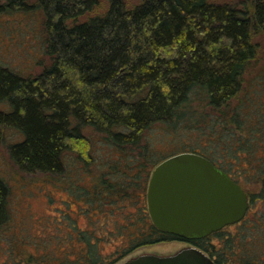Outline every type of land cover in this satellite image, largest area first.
<instances>
[{
  "label": "trees",
  "instance_id": "1",
  "mask_svg": "<svg viewBox=\"0 0 264 264\" xmlns=\"http://www.w3.org/2000/svg\"><path fill=\"white\" fill-rule=\"evenodd\" d=\"M99 3L9 0L4 4L6 9H31L43 15L48 62L38 73L28 75L0 67V124L21 132L9 152L28 172L63 173L72 162L71 152L88 166L97 141L91 131L125 152L136 150L138 164L129 165L140 169L134 184L122 177L124 171H116L95 180L93 191L86 185L75 186L99 209L136 186L141 212L121 225L123 230L133 229L128 244L112 257L102 252L101 237L73 224L54 239H17V235L7 264H114L139 246L175 238L189 240L216 264H264V251L255 241L249 245L254 255L241 257L235 236L226 235L224 246L213 241L225 234L228 225L195 238L159 229L147 199L155 165L183 151L207 156L241 183L225 150L235 155L237 146L248 140L238 135L246 125L243 113L247 116L254 106L264 112V96H251L256 88L264 93V66L259 87L254 85L256 78L247 79L260 54L259 38H264V0L235 4L143 0L131 8L124 0H110L105 13L80 20ZM181 132L199 139L207 135L212 146L206 145L205 151L191 145L184 148V144L166 152L158 148L159 140ZM110 166L114 168L113 163ZM259 178L264 182V175ZM246 192L251 203L255 197ZM9 195L10 185L0 176V231L15 217ZM33 242L39 244L36 252L26 253V246ZM64 243L66 252L60 256L56 249Z\"/></svg>",
  "mask_w": 264,
  "mask_h": 264
},
{
  "label": "rangeland",
  "instance_id": "2",
  "mask_svg": "<svg viewBox=\"0 0 264 264\" xmlns=\"http://www.w3.org/2000/svg\"><path fill=\"white\" fill-rule=\"evenodd\" d=\"M8 1L0 0V67H10L23 75L38 73L48 62L44 50L46 33L43 15L38 11H30L31 9L27 11L17 8L6 9L4 4ZM25 1L31 3L33 0ZM142 1L124 0L127 8L134 7ZM212 1L235 4L240 0ZM109 6L110 0H100V3L82 15L80 20L103 14ZM259 42H261L260 54L247 72V79L256 78L254 81L256 87H259L262 81L259 77L264 66V38L260 37ZM251 96L257 99L264 96V93L256 88L252 90ZM250 110L246 112L247 116L242 114L246 125L244 131L238 132V135L242 137L247 136V142L237 146L235 155L226 150L225 154L234 162L235 173L239 174L241 180L239 183L255 198L251 201L244 220L228 225L224 235L213 238L217 245L224 246L226 235L235 236V248L240 257L245 254L254 255L255 252L249 250V247H252L249 245L253 241L258 244L259 250L264 251V182L259 178L264 175V172L262 173L264 170V112L257 110L255 106ZM251 127H254L253 135H250ZM91 134L96 136L97 141L93 143L94 160L88 166H85L84 161L81 162L78 158L76 160L74 158L76 154L71 152L72 162L63 173L28 172L22 170L12 160L9 152L10 144L22 137L21 132L0 124V176L10 185L9 205L15 216L0 231V264H7L12 260L8 251L12 247V239L17 235V239L24 237L36 240L54 239L58 234H66L73 224L101 237V250L106 256L117 255L115 252L128 244L130 230L133 228L123 230L121 225L137 218L136 215L141 212L137 199V193H140L139 188L130 187V191L118 194L117 200L99 209L86 200V195L79 194L75 185H86L93 191L96 189L93 187L95 180L116 171L119 173L124 171L122 177H127L134 184L135 179L139 180L140 169L129 167V165L138 164L136 161L140 159L139 155L136 150L125 152L106 143L93 131ZM156 137L160 138L161 134L158 132ZM249 140H253L251 146H249ZM158 143V148L165 152L170 151L171 148L175 149L176 145L180 144H184V148L191 145L194 149L201 151L206 150V145L212 146L207 135H202L199 139L195 134L192 136L191 133L183 132L176 137L167 136ZM111 163L114 168L110 166ZM141 177H146V173ZM85 208L88 209V213L84 212ZM136 220L140 221L139 218ZM38 245L33 242L26 246V253L36 252ZM65 245L66 243L58 245L56 249L60 256L66 252ZM189 245H192V242L178 238L145 244L120 256L114 264H121L144 253L173 254Z\"/></svg>",
  "mask_w": 264,
  "mask_h": 264
},
{
  "label": "water",
  "instance_id": "3",
  "mask_svg": "<svg viewBox=\"0 0 264 264\" xmlns=\"http://www.w3.org/2000/svg\"><path fill=\"white\" fill-rule=\"evenodd\" d=\"M148 208L161 230L195 238L240 221L250 198L244 187L207 156L183 151L153 168L147 189ZM121 264H216L192 244L173 254L144 253Z\"/></svg>",
  "mask_w": 264,
  "mask_h": 264
},
{
  "label": "flooded vegetation",
  "instance_id": "4",
  "mask_svg": "<svg viewBox=\"0 0 264 264\" xmlns=\"http://www.w3.org/2000/svg\"><path fill=\"white\" fill-rule=\"evenodd\" d=\"M227 172V171H226ZM230 174V173H229ZM230 176L232 177V175L230 174ZM233 179H234V177H232ZM234 180H236V179H234ZM237 181V180H236ZM238 182V181H237Z\"/></svg>",
  "mask_w": 264,
  "mask_h": 264
}]
</instances>
